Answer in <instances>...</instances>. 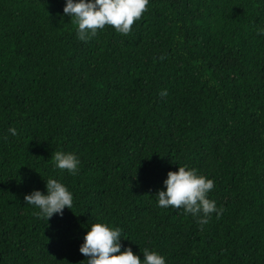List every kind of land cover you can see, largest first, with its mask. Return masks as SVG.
Segmentation results:
<instances>
[{
  "label": "trees",
  "instance_id": "trees-1",
  "mask_svg": "<svg viewBox=\"0 0 264 264\" xmlns=\"http://www.w3.org/2000/svg\"><path fill=\"white\" fill-rule=\"evenodd\" d=\"M64 6L0 0V264H86L96 222L141 260L264 264V0H149L129 33L87 41ZM179 166L214 181L219 217L157 206ZM49 178L73 206L46 221L24 196Z\"/></svg>",
  "mask_w": 264,
  "mask_h": 264
},
{
  "label": "clouds",
  "instance_id": "clouds-1",
  "mask_svg": "<svg viewBox=\"0 0 264 264\" xmlns=\"http://www.w3.org/2000/svg\"><path fill=\"white\" fill-rule=\"evenodd\" d=\"M149 0H65L63 13L75 21L76 36L81 41L94 37L105 26H111L116 32L127 34L134 21L146 11ZM264 35V28L257 30ZM161 98L167 96V90L159 92ZM15 136L14 128H9ZM54 169L67 171L71 175L79 171L80 160L71 152L56 151L51 155ZM45 193L33 190L24 196L26 205L38 209L39 217L49 220L54 214L62 216L64 209L73 206V194L58 179L45 181ZM164 190L155 194L156 204L160 208L182 209L184 213L199 216V223L205 224L212 213L219 217L221 209L216 202L208 198L214 187V181L199 174L196 169L179 166L167 173L163 181ZM121 230L110 227L104 222L91 224L83 237L79 252L87 259L86 264H166L164 256L158 252L143 249V259L130 248L121 251Z\"/></svg>",
  "mask_w": 264,
  "mask_h": 264
}]
</instances>
